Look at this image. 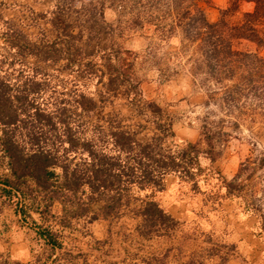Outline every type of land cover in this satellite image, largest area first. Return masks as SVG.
Masks as SVG:
<instances>
[{"label":"trees","instance_id":"obj_1","mask_svg":"<svg viewBox=\"0 0 264 264\" xmlns=\"http://www.w3.org/2000/svg\"><path fill=\"white\" fill-rule=\"evenodd\" d=\"M76 1L54 0L50 11L32 15V39L16 26L0 32L6 53L0 52V215L9 208L32 229L54 256L50 264H74L77 241L65 242L63 232L85 230L95 221L128 217L137 220L143 239H174L180 224L155 200L169 177L194 192L215 180L227 198L238 197L245 186L201 164L202 158L210 164L218 159L228 136L224 121L206 116L201 141L177 142L161 107L143 100L140 55L125 49L123 39L151 28L158 47L177 41L175 56L192 47L198 56L185 63L218 86L209 99L229 111L241 99L264 102V58L257 53L264 49V0H230L213 23L204 13L208 0H88L79 7ZM243 2L253 10L234 21ZM242 42L256 50L239 49ZM169 55L158 57L162 81L176 74ZM118 99L143 123L128 125L104 114ZM244 210L263 219L254 205ZM223 247L194 253L185 264L213 257L224 264L233 248Z\"/></svg>","mask_w":264,"mask_h":264},{"label":"rangeland","instance_id":"obj_2","mask_svg":"<svg viewBox=\"0 0 264 264\" xmlns=\"http://www.w3.org/2000/svg\"><path fill=\"white\" fill-rule=\"evenodd\" d=\"M53 1L0 0V32L6 25L16 26L32 39L37 34V30L29 26L32 15L50 11ZM87 1L77 0L75 5L79 7ZM229 3L230 0H208L203 6L206 19L216 22ZM252 10V4L241 3L233 20H240L244 13ZM105 17L111 21L114 15L106 10ZM38 23L48 31L43 20ZM151 37L152 29L148 28L122 40L125 49L140 55L138 78L143 100L161 107L172 124L177 142L201 141V127L206 116L214 123L223 120L222 129L228 136L221 144L220 155L213 164L205 158L201 159V164L214 170L226 182L236 179L237 183L245 185L244 189L238 197L227 198L215 180L201 183L199 190L194 192L189 185L169 177L165 189L155 195V200L180 224L174 239H143L135 230L137 220L128 217L95 221L85 230L63 232L65 242L77 241H72L76 247L72 253L77 255L74 264H185L188 257L194 253L204 255V249L212 245L233 248L224 264H264V102L241 99L238 108L229 111L221 107L219 101L209 99L210 92L218 86L201 71L192 73L190 65L185 63L190 56L194 59L198 56L192 47L175 56L176 40L158 47ZM3 48L0 42V52L6 54ZM239 49L254 52L256 47L242 42ZM170 53L173 58L167 56V64L170 69L176 68V74L162 81L158 75V57ZM257 53L264 58V49ZM189 63L193 65L194 62ZM104 114H116L128 125L143 123L121 99L106 105ZM246 205H254L263 219L246 212ZM59 210L58 205L52 209L55 215ZM220 250L227 252L225 247ZM0 255V261L18 264H50L54 257L50 258V252L34 231L9 208L0 215ZM203 264L221 263L213 257Z\"/></svg>","mask_w":264,"mask_h":264}]
</instances>
